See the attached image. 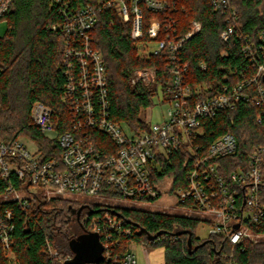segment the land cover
I'll list each match as a JSON object with an SVG mask.
<instances>
[{
	"label": "built area",
	"instance_id": "built-area-1",
	"mask_svg": "<svg viewBox=\"0 0 264 264\" xmlns=\"http://www.w3.org/2000/svg\"><path fill=\"white\" fill-rule=\"evenodd\" d=\"M12 1L0 0V22ZM210 2L226 18L228 30L220 37L227 41L237 28V11L230 0ZM53 4L60 21L52 29L65 35L62 50L67 122L63 109L58 113L36 102L31 120L50 146L42 148L26 136L0 142V248L5 257L16 262L17 224L28 213L36 214L42 202L95 196L153 202L173 194L177 206L189 204L181 209L205 218L209 236H221L230 245L225 264H237L235 252L245 251L247 243H257L264 236L253 230L264 221V144L253 148L247 164H239L224 177L219 160L237 153V138L230 133L220 135L204 154L199 139L204 135L206 120L214 121L222 112L234 111L240 101L255 107L256 120L264 131V89L259 82L264 76V31L257 47L249 38L241 37L242 53L250 61L253 74L224 86L214 96L205 93L198 97L201 90L196 93L186 83L189 63L182 60L181 52L203 27L191 21L188 32L179 33L177 0H88L78 5L54 0ZM106 11L130 25L134 41L148 38L147 44L153 46L151 53L168 51L165 70L170 83L165 91L169 109L163 121L150 122L148 110H141L138 118L145 128L135 129L111 119L105 65L93 47L92 36L99 15ZM156 75V69H139L131 83L149 85ZM58 125L65 130L60 131ZM180 149L194 159L187 186L174 189L173 180L158 177L162 174L160 158H169ZM163 183L169 187L164 188ZM100 214L84 218L86 231L99 234L104 246L103 260L96 264H135L130 247L122 257L114 254L120 238L133 235L132 228L109 210ZM48 247L51 257H58Z\"/></svg>",
	"mask_w": 264,
	"mask_h": 264
},
{
	"label": "trees",
	"instance_id": "trees-1",
	"mask_svg": "<svg viewBox=\"0 0 264 264\" xmlns=\"http://www.w3.org/2000/svg\"><path fill=\"white\" fill-rule=\"evenodd\" d=\"M69 1L78 5L88 0ZM53 2L13 0L3 19L8 30L4 37H0V142L26 136L42 148L50 146L51 142L31 120V109L36 102H43L58 113L63 109V118L67 122V79L62 50L65 35L52 29L60 21ZM230 3L237 11L238 22L229 39L224 41L220 35L228 30L226 18L215 10L210 0H177L179 33L186 34L191 21H197L203 27L198 35L185 43L181 52L182 60L189 63L186 83L196 93L201 90L198 97L205 93L214 96L224 86L241 82L245 76L253 74L250 61L242 53L241 37L249 38L256 47L260 44V35L264 31V0H230ZM92 36L93 47L101 54L105 65L111 119L135 129L145 128L138 119L141 110L152 108L157 99L162 104L169 101L165 91L170 83L165 70L168 51L164 49L157 55L151 53L153 46L147 44L150 40L134 41L130 25L123 23L111 11L99 15ZM202 65L206 66L205 70ZM147 68L156 69L155 80L149 85L141 82L133 85L134 72ZM259 82L264 89V76ZM256 117L255 107L240 101L234 111H224L214 121L204 122L205 132L199 139L202 154L220 135L230 133L237 138V153L219 160L224 177L239 164H247L253 148L264 144V131ZM58 129L65 130L59 125ZM193 159L183 149L169 158H160L162 174L158 177L173 180L174 189L185 188ZM82 205L63 198L42 202L36 214L28 213L17 224L16 262L11 263L0 248V264H63L67 258L73 257L70 241L86 231L84 218L98 217L107 210L125 220L128 223L126 227L133 231L131 237L120 238L114 248L117 256L122 257L133 243L163 248L164 264H225L224 255L231 252L230 245L221 236H209L207 239L196 236V228L203 220L195 215L91 205V211L100 212H83L78 221L72 210ZM187 206L190 207L189 204H179L180 208ZM253 230L264 234V221ZM159 232L163 234L155 241L148 240L146 233L156 235ZM189 234H192L191 250L188 247ZM204 242L205 245L194 251ZM48 245L58 257H51ZM235 258L237 264H264V241L247 243L245 251L235 252Z\"/></svg>",
	"mask_w": 264,
	"mask_h": 264
},
{
	"label": "rangeland",
	"instance_id": "rangeland-1",
	"mask_svg": "<svg viewBox=\"0 0 264 264\" xmlns=\"http://www.w3.org/2000/svg\"><path fill=\"white\" fill-rule=\"evenodd\" d=\"M8 30V24L5 20L0 22V37H4ZM169 106L162 104L158 99L155 100V105L152 108H148L147 119L152 122H161L165 119V115ZM32 148V147H31ZM164 188L169 187L166 183ZM169 184V183H168ZM163 187V185H162ZM74 203H83L89 205H104L109 207L123 208V209H139L147 210L152 212H162L167 214H178V215H191L188 211L181 209L176 205L173 194H168L162 198L153 202H140V201H130L124 200L120 197H71L68 198ZM193 215V214H192ZM200 217V216H199ZM203 221L205 218L200 217ZM200 222L196 228V236L200 239H207L209 237L208 227L205 222ZM259 241H264V236L259 238ZM132 252L135 255V264H164V249L161 247H148L145 244L133 243Z\"/></svg>",
	"mask_w": 264,
	"mask_h": 264
},
{
	"label": "water",
	"instance_id": "water-1",
	"mask_svg": "<svg viewBox=\"0 0 264 264\" xmlns=\"http://www.w3.org/2000/svg\"><path fill=\"white\" fill-rule=\"evenodd\" d=\"M85 208L90 209L89 206L83 205L78 209L72 210L73 214H77L78 221H80L81 213ZM91 212L97 214L100 211ZM26 226H28V224ZM235 228L238 229L239 225L237 224ZM162 234L163 232H159L156 235H150L146 233L148 240L150 241H155ZM177 235H180V233H177ZM205 243L206 242L200 244L199 246H196L194 248V251H196L199 247L205 245ZM69 247L71 252L73 253V257L65 260L63 264H96L103 260L104 246L99 234L97 233H89L87 231H84L82 234L70 241ZM188 247L189 250L193 248L192 234H189Z\"/></svg>",
	"mask_w": 264,
	"mask_h": 264
},
{
	"label": "flooded vegetation",
	"instance_id": "flooded-vegetation-1",
	"mask_svg": "<svg viewBox=\"0 0 264 264\" xmlns=\"http://www.w3.org/2000/svg\"><path fill=\"white\" fill-rule=\"evenodd\" d=\"M85 206H88V205H85ZM89 207H90V206H89ZM87 211H90V209L85 208V209L82 211V213H83V212L85 213V212H87ZM82 213H81V214H82Z\"/></svg>",
	"mask_w": 264,
	"mask_h": 264
},
{
	"label": "crops",
	"instance_id": "crops-1",
	"mask_svg": "<svg viewBox=\"0 0 264 264\" xmlns=\"http://www.w3.org/2000/svg\"><path fill=\"white\" fill-rule=\"evenodd\" d=\"M132 246H133V245L131 244V245H130V252H131L132 254H134V253L132 252V250H133V249H132Z\"/></svg>",
	"mask_w": 264,
	"mask_h": 264
}]
</instances>
